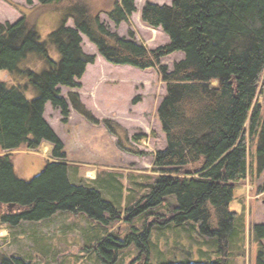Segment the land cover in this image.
<instances>
[{"label": "trees", "instance_id": "obj_1", "mask_svg": "<svg viewBox=\"0 0 264 264\" xmlns=\"http://www.w3.org/2000/svg\"><path fill=\"white\" fill-rule=\"evenodd\" d=\"M35 1L66 13L62 25L49 35V43L57 47L61 59L50 58L48 44L41 42L28 16L14 23L0 22V72L10 77L18 73L27 80L25 86L16 80L13 86L0 81V208L6 207L1 220L18 226L64 211L85 213L105 223L135 222L146 212L143 233L135 227L125 240L109 234L98 242L96 251L104 263L115 264L120 250L136 244L139 256L133 264H151L156 220H148L157 216L171 228L200 224V233L218 239L220 246L221 257L214 262L164 264H228L238 217L231 210L235 191L249 175L264 173V102H259L264 96V0H173L171 5L147 1L141 21L161 28L170 40L154 49L138 42L133 30L129 37L112 31L86 0L26 3L32 6ZM136 12V0H114L106 13L118 28L129 23ZM70 19L74 26L68 25ZM83 35L112 65L157 68L167 88L157 110L166 148L155 155L156 175L147 184L148 194L136 203L131 200L125 214L103 196L105 192L120 201L113 197L118 188L102 182L96 187L83 180L72 183L65 144L45 118L46 106L51 104L64 123L71 107L88 121L99 122L78 93L66 98L61 89L81 88L88 65L96 61V56L84 52ZM30 53L41 55L48 68L41 73L20 69ZM174 53H182L184 58L170 70L162 60ZM29 86L38 92L34 99L25 94ZM104 123L114 131L112 121ZM134 139L142 140V136ZM46 142L53 149L44 170L30 181L20 179L12 152L38 150ZM91 182L95 184L97 179ZM169 196L176 197L177 205L165 203ZM159 208L167 215L150 214ZM0 264L32 263L22 257L0 256Z\"/></svg>", "mask_w": 264, "mask_h": 264}, {"label": "rangeland", "instance_id": "obj_2", "mask_svg": "<svg viewBox=\"0 0 264 264\" xmlns=\"http://www.w3.org/2000/svg\"><path fill=\"white\" fill-rule=\"evenodd\" d=\"M18 1V0H15ZM95 12H98L94 0H86ZM160 5H171L173 0H136L139 11L147 2ZM7 2V1H6ZM37 2V1H36ZM110 0H102L105 9ZM27 4V3H26ZM29 11L15 7L11 10L8 3L0 1V22L14 23L19 14L28 16L36 25L41 42L48 44L49 56L54 61H60L57 47L49 43V35L62 25L66 13L55 11L54 6L32 5ZM18 14V15H17ZM131 27L135 29L136 39L150 49L169 44V37L161 30L144 24L140 12L131 17ZM74 26V21H68ZM104 22L112 31H119L107 16ZM142 24V25H141ZM129 31L122 29L129 37ZM83 50L96 56L94 64L87 67L80 80L81 88L70 89L62 87V94L68 98L70 93H78L81 101L99 121L97 124L85 119L71 107L67 123L59 110L48 104L46 119L65 144L67 162L71 164V181L80 184V180L96 187L99 182L118 188L112 199L105 192L107 201L125 208L136 203L148 194V183L156 175L154 170L155 155L166 148V135L162 130L157 110L166 95V84L162 81L157 68L139 70L129 66H116L105 61L98 53L97 47L83 35ZM184 58L182 53H174L162 60V64L173 69L175 62ZM48 68L47 61L37 53H30L20 64V69H31L41 73ZM9 78L5 71L0 73V81L13 86L15 80L25 86L27 80L20 74ZM29 99L38 96L31 86L24 90ZM264 102V96L259 98ZM104 120L114 123L113 130L108 128ZM118 125V126H116ZM116 126V127H115ZM135 136H142L136 141ZM43 144L38 150L21 149L13 151L14 163L20 179L30 181L45 168L46 155ZM51 150L53 149L52 145ZM38 152L37 154L19 153ZM18 153V154H17ZM250 176V177H249ZM240 183L235 191V200L231 210L238 214L236 229L230 241L228 264H264V173L251 176ZM94 184L91 181L96 180ZM89 181V182H88ZM109 186V185H108ZM120 188V189H119ZM99 189V188H98ZM107 192V191H106ZM108 193V192H107ZM119 202H121L119 204ZM165 203L177 205L175 196H169ZM150 214H166L163 208L153 209ZM6 207L0 208V214ZM146 212L135 222L122 220L108 223L90 219L85 213L57 212L50 218L41 221H23L18 226L4 223L0 218V256L22 257L32 264H106L99 257L96 247L99 241L109 234H114L121 240L133 232L136 227L140 233L145 231ZM152 218V219H151ZM148 221L156 220L152 228L151 264L170 262H214L221 254L218 239H210L200 233V224L190 222L185 226L167 227L164 219L152 216ZM174 225V224H173ZM139 256L136 244L119 251L115 264H133Z\"/></svg>", "mask_w": 264, "mask_h": 264}, {"label": "crops", "instance_id": "obj_3", "mask_svg": "<svg viewBox=\"0 0 264 264\" xmlns=\"http://www.w3.org/2000/svg\"><path fill=\"white\" fill-rule=\"evenodd\" d=\"M0 1H4V3H8L9 4V6L11 7V10L12 11H14V12H16V10H15V7L16 6H18L19 8H22V9H24L26 12H28L29 11V9H30V7H28V5L26 4V0H18V1H15V0H0ZM7 1V2H6ZM92 1V0H91ZM113 2H114V0H110V3H109V8L108 7H106V9L103 7V6H100L101 4H102V0H94V3H95V6H96V9H97V11L98 12H100V16H101V19H102V21H104V16H107L108 17V15H107V10H109L111 7H112V5H113ZM34 5H38V2H34ZM91 5V4H90ZM145 5V4H144ZM142 9H143V7H142ZM142 9L139 11V9L137 8V12L136 13H138V12H140V19H141V12H142ZM135 13V14H136ZM18 15V14H17ZM21 17H23V14H19V17H18V19H20ZM132 19L133 18H131L130 19V22L129 23H122L121 25H120V28H122V29H124V31H127V30H129V29H131V30H133V31H135V29L133 28V27H131L130 26V24H132ZM108 20H109V18H108ZM71 23H69L68 22V25H70ZM73 24V23H72ZM71 24V25H72ZM114 24V23H113ZM142 25V24H141ZM116 27V26H115ZM121 29V30H122ZM159 29H161V28H159ZM121 30H119V31H116L115 30V32H117L120 36H122V37H126V35H125V33L123 32V33H120V31ZM158 30V29H157ZM162 30V29H161ZM159 31V30H158ZM1 73V72H0ZM8 79H10V76H9V78ZM61 89H62V87H61ZM51 105V104H50ZM47 107H48V104H47V106H46V112H47ZM52 107V106H51ZM46 112H45V118H46ZM47 120V119H46ZM43 144H45V143H43ZM47 150V152H50V151H52L51 150V146H50V144H47V146H45V151ZM19 153V152H18ZM17 153V154H18ZM20 153H25V154H27V153H30V154H37L38 152H20ZM19 153V154H20ZM40 156H43V157H45V160L47 161V160H50V157L49 156H46V155H41L40 154ZM43 165V167L46 165V163H44V164H42ZM14 168H15V171H16V173H17V167H16V162L14 163Z\"/></svg>", "mask_w": 264, "mask_h": 264}, {"label": "water", "instance_id": "obj_4", "mask_svg": "<svg viewBox=\"0 0 264 264\" xmlns=\"http://www.w3.org/2000/svg\"><path fill=\"white\" fill-rule=\"evenodd\" d=\"M11 208H12V206H11Z\"/></svg>", "mask_w": 264, "mask_h": 264}]
</instances>
